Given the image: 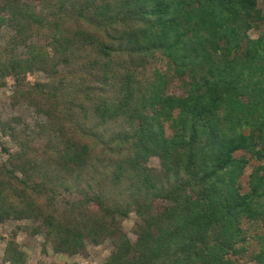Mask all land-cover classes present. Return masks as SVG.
Returning a JSON list of instances; mask_svg holds the SVG:
<instances>
[{"label": "trees", "instance_id": "1", "mask_svg": "<svg viewBox=\"0 0 264 264\" xmlns=\"http://www.w3.org/2000/svg\"><path fill=\"white\" fill-rule=\"evenodd\" d=\"M259 4L0 0L14 33L0 85L11 78L13 104L46 118L31 135L1 124L17 150L0 165V225L32 220L69 256L110 238L103 264H264V35H248ZM162 56L184 95L160 70L139 79ZM34 72L50 79L26 87ZM132 213L135 241L121 229ZM12 243L5 262L27 264Z\"/></svg>", "mask_w": 264, "mask_h": 264}, {"label": "rangeland", "instance_id": "2", "mask_svg": "<svg viewBox=\"0 0 264 264\" xmlns=\"http://www.w3.org/2000/svg\"><path fill=\"white\" fill-rule=\"evenodd\" d=\"M258 8L260 9L262 20L259 22L258 16L256 15L254 17L259 27H253L248 31V35L252 39H257L264 35V0H260ZM13 34V31H11L8 26L1 27L0 46L8 43ZM24 50V46L19 48L20 53H23ZM155 70H160L170 77L171 82L168 85V93L178 96L184 95L181 87V82L183 80L174 76V72L169 70L167 60L163 58V56L160 59L159 57L152 59L145 65L144 69H139V79L145 81L152 80ZM49 79L50 78L43 72H34L29 74L27 79H25V86L29 87L34 83L46 82ZM14 91L15 86L11 78H8L6 84L0 85V165L7 162L9 152H15L17 150L14 142H12L9 137L5 136L1 124L8 125L12 120L13 127L16 129H21L27 125V134L31 135L32 132L37 129L38 125L46 119L43 114L37 113L35 107L29 106L25 102L13 104L11 96ZM14 118H20L21 123H16ZM168 133L170 134L169 130ZM241 156H244V154L239 153L238 157ZM259 164L260 162L256 159H251L250 165L246 168L245 174L241 178V185L244 192L249 190L250 176ZM148 165L158 170L161 169V161L158 157H152ZM135 221L136 215L132 213L130 217L123 222L121 228L132 241L136 240V234L133 231ZM33 225L34 223L32 220L26 219H9L0 225V264H10L5 262L4 259L9 242H13L12 245H17L19 247L18 249L24 252L25 262H27V264H103L114 251L113 243L110 238H106L103 239L99 245L89 244L85 251L73 256L56 253L51 245H44L45 236L43 234H35ZM246 226H244V228ZM248 227L253 229V227L256 226L248 225ZM258 231L262 232L259 227ZM251 233L255 234L254 231H251ZM257 245L256 241H253L248 256H250V253L254 250L256 251L258 249ZM246 260L250 262L249 257H247Z\"/></svg>", "mask_w": 264, "mask_h": 264}]
</instances>
